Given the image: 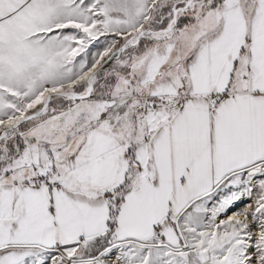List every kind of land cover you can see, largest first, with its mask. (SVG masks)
<instances>
[{
  "label": "snow or ice",
  "instance_id": "snow-or-ice-1",
  "mask_svg": "<svg viewBox=\"0 0 264 264\" xmlns=\"http://www.w3.org/2000/svg\"><path fill=\"white\" fill-rule=\"evenodd\" d=\"M0 264H264V0H0Z\"/></svg>",
  "mask_w": 264,
  "mask_h": 264
},
{
  "label": "rangeland",
  "instance_id": "rangeland-1",
  "mask_svg": "<svg viewBox=\"0 0 264 264\" xmlns=\"http://www.w3.org/2000/svg\"><path fill=\"white\" fill-rule=\"evenodd\" d=\"M237 207H240V205H237Z\"/></svg>",
  "mask_w": 264,
  "mask_h": 264
}]
</instances>
